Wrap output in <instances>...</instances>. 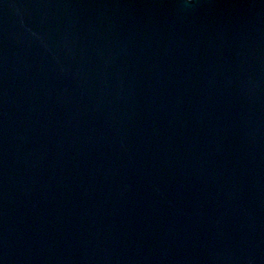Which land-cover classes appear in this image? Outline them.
I'll list each match as a JSON object with an SVG mask.
<instances>
[{
    "label": "water",
    "instance_id": "water-1",
    "mask_svg": "<svg viewBox=\"0 0 264 264\" xmlns=\"http://www.w3.org/2000/svg\"><path fill=\"white\" fill-rule=\"evenodd\" d=\"M0 264H264V0H0Z\"/></svg>",
    "mask_w": 264,
    "mask_h": 264
}]
</instances>
